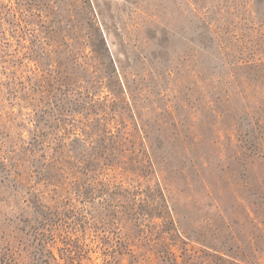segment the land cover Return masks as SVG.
<instances>
[{
  "label": "rangeland",
  "instance_id": "obj_1",
  "mask_svg": "<svg viewBox=\"0 0 264 264\" xmlns=\"http://www.w3.org/2000/svg\"><path fill=\"white\" fill-rule=\"evenodd\" d=\"M0 264H264V0H0Z\"/></svg>",
  "mask_w": 264,
  "mask_h": 264
},
{
  "label": "trees",
  "instance_id": "obj_2",
  "mask_svg": "<svg viewBox=\"0 0 264 264\" xmlns=\"http://www.w3.org/2000/svg\"><path fill=\"white\" fill-rule=\"evenodd\" d=\"M104 37H105V40H106V42L108 44V47H109L111 52H112V49H113L112 46H111V43H112L113 46H116V48H117L116 49V57H117L118 61L121 63L122 62V57L125 56L126 53L122 54L121 49L118 47V43L115 40V38L113 37L112 31L109 28V26H107V35L104 33Z\"/></svg>",
  "mask_w": 264,
  "mask_h": 264
}]
</instances>
